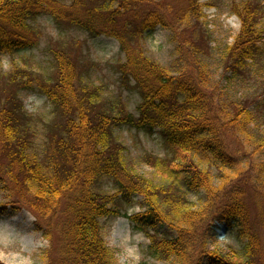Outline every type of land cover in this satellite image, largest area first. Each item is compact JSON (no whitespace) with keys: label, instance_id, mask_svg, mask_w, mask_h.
I'll use <instances>...</instances> for the list:
<instances>
[{"label":"trees","instance_id":"1","mask_svg":"<svg viewBox=\"0 0 264 264\" xmlns=\"http://www.w3.org/2000/svg\"><path fill=\"white\" fill-rule=\"evenodd\" d=\"M243 1L234 5L240 31L216 60L237 78L264 55L257 22L262 6ZM40 14L91 37L116 39L124 55L117 71L133 81L140 102L134 113L120 98L80 84L76 60L56 49L57 75L39 87L58 118L33 123L18 98L0 101V144L9 157L8 164L0 162V189L7 205L32 213L64 264H117L100 219L120 215L136 195L143 210L123 215L148 239L149 256L173 264H257L261 239L246 196L251 191L264 200V160L255 157L264 153V129L257 124L264 95L229 100L213 83L210 34L198 0H0V53L30 48V22ZM157 26L174 43L170 65L146 51L144 40ZM122 126L159 133L164 154L136 158L151 176L115 134ZM103 177L112 192L95 189ZM214 220L243 240L239 250L210 247ZM163 226L168 232L161 234Z\"/></svg>","mask_w":264,"mask_h":264},{"label":"rangeland","instance_id":"2","mask_svg":"<svg viewBox=\"0 0 264 264\" xmlns=\"http://www.w3.org/2000/svg\"><path fill=\"white\" fill-rule=\"evenodd\" d=\"M202 10L200 19L202 27L210 34L208 43L209 57L212 60V80L217 88L227 91L229 100L238 101L240 98L259 99L264 94V55L259 65L254 63L250 71L244 75L233 77V73L223 70V63H216L221 57L224 45L231 44L238 35L241 27L240 16L234 10L236 4L243 0H198ZM68 3V1H67ZM262 14L257 16V22L264 30V0H259ZM236 5V6H234ZM252 11L253 9L250 8ZM32 37L35 39L30 48L21 50L18 54L0 53V101L5 103L14 98L20 101L26 114L31 116V122L40 123L42 120L58 118L53 113V106L39 86L50 85L51 79L57 75L56 60L53 52L58 48L64 50L76 60V72L80 84L87 83L97 88L102 97L115 96L120 98L129 111L136 113L140 102L138 92L132 88L133 81L122 78L117 71L118 62L124 59L116 39L105 34L91 37L88 33L66 21H54L48 14H40L30 22ZM59 24V25H58ZM65 38L64 42L59 39ZM60 42V43H58ZM147 53L164 65H170L174 54V43L170 33L157 26L144 40ZM264 52V32L258 44ZM204 49L205 46H204ZM207 50V49H206ZM69 55V57H70ZM90 64L92 65L90 67ZM31 77V79H30ZM78 82L76 83L77 85ZM100 96V98H101ZM254 106V105H252ZM257 124L264 129V111L258 113ZM115 134L126 147L127 154L137 162L138 169L147 176L152 175L139 158L145 152L163 155L164 149L158 132L146 133L135 128L122 126L116 128ZM257 131L255 130L254 133ZM43 135V132L40 136ZM264 160V153L255 156ZM9 157L3 152L0 144V162L8 164ZM96 190L112 192L110 179L103 177L95 186ZM0 189V264H64L61 261L57 247L46 239L35 227L32 213L22 207L12 209L7 205ZM197 200L199 194L190 193ZM246 202L250 210L253 225L260 236L261 251L257 264H264V200H257L248 191ZM124 206L121 214L100 219L102 235L108 247L113 250L117 264H173L148 255L146 236L138 231L132 222L123 215L141 210V197L135 196L134 203L128 208ZM163 234L168 230L163 226L158 229ZM211 248H219L229 252L231 248L239 250L243 240L232 230L220 235L211 236Z\"/></svg>","mask_w":264,"mask_h":264}]
</instances>
